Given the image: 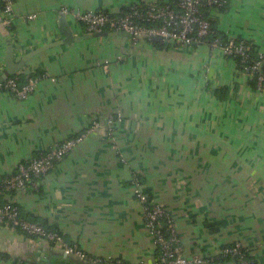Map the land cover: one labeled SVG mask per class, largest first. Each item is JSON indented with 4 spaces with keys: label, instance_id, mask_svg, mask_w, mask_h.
Instances as JSON below:
<instances>
[{
    "label": "crops",
    "instance_id": "0c3cea01",
    "mask_svg": "<svg viewBox=\"0 0 264 264\" xmlns=\"http://www.w3.org/2000/svg\"><path fill=\"white\" fill-rule=\"evenodd\" d=\"M173 1L14 0L12 25L0 22V79L9 46L19 62L64 37L62 6L116 14L132 3ZM208 13L218 33L264 55V0H229ZM64 18L74 36L92 33ZM21 69L39 78L26 98L0 91V178L94 120L100 127L0 200L103 264H155L131 187L136 174L169 213L185 256L237 264L218 250L238 242L264 264V90L232 58L204 43L100 36L41 51ZM61 251L0 223V264H66Z\"/></svg>",
    "mask_w": 264,
    "mask_h": 264
},
{
    "label": "built area",
    "instance_id": "2783aa9c",
    "mask_svg": "<svg viewBox=\"0 0 264 264\" xmlns=\"http://www.w3.org/2000/svg\"><path fill=\"white\" fill-rule=\"evenodd\" d=\"M228 1L175 0L163 4L154 2L132 3L116 14L105 10L84 11L62 6L59 9V14L70 17L88 32H103L106 28H110L114 31L120 30L130 33L132 40H137L139 35H145L147 38L159 36L162 41L183 46L204 43L212 48L220 49L229 58L238 55L245 63L249 59V45L244 43V40L225 38L222 41L213 36L214 30L207 17L210 9H223L227 6ZM13 5L14 0H0V22L4 26H11L13 23ZM34 16L29 15L28 19H32ZM263 64L264 55L259 54L257 60L245 66L244 71L249 74L257 73L255 86L264 90V74L261 73ZM32 75L23 69L18 70L13 76L9 75L0 83V91L11 94L17 99L26 98L35 90L39 78ZM23 76H27V80L21 84L20 80ZM98 127H100V123L94 120L78 134L55 144L37 156L18 163L15 172L0 178V195L24 188L33 178L48 173L59 160ZM106 134L109 138H114L112 129L109 128ZM130 182L135 198L142 205L145 226L152 234L158 250L155 264L215 263L216 259L212 254L185 256L177 229L167 210L150 198L136 174H132ZM0 223L27 235L44 239L53 246L60 248L65 254L85 259L92 264L104 262L102 258L89 256L77 247L68 244L57 231L49 230L36 222L25 219L21 215L19 207L11 201L0 200ZM218 251L221 256L230 257L237 264H255L248 248L242 246L241 243L236 242L222 246Z\"/></svg>",
    "mask_w": 264,
    "mask_h": 264
},
{
    "label": "water",
    "instance_id": "95a60500",
    "mask_svg": "<svg viewBox=\"0 0 264 264\" xmlns=\"http://www.w3.org/2000/svg\"><path fill=\"white\" fill-rule=\"evenodd\" d=\"M59 23H60V30L63 34V38L61 40L55 41V42H51L48 44H45L41 47L36 48L35 50L25 54L24 56H22L21 60L19 62H14L13 61V48L12 46H9L8 51H7V55L5 58V71L4 74L2 76V78L0 79V82L4 81L9 75L11 74H15L16 71L21 68L25 62H27L31 57L35 56L36 54L40 53L41 51H44L46 49H49L53 46H57V45H62V44H69L72 42H78L80 40H83L85 38H92V37H100V36H130L131 34L126 32V31H112V32H93L90 34H85V35H81V36H74L72 30L70 29V26L67 24L64 16L60 17L59 19ZM132 38V37H131ZM137 38H147L145 35H139L137 36ZM148 39H154V40H159L160 37L159 36H152L149 37ZM262 69L264 71V65L262 66ZM61 257H63L65 260H71L72 262H74L75 264H92L89 261L85 260V259H80L77 258L75 256L72 255H68L65 254L63 251L60 252ZM44 263L43 264H52L49 261V258H44L43 259Z\"/></svg>",
    "mask_w": 264,
    "mask_h": 264
},
{
    "label": "trees",
    "instance_id": "16d2710c",
    "mask_svg": "<svg viewBox=\"0 0 264 264\" xmlns=\"http://www.w3.org/2000/svg\"><path fill=\"white\" fill-rule=\"evenodd\" d=\"M207 17L208 19L210 20L211 24H212V27H213V30H214V33H213V36H216L218 37L220 40L224 41L225 40V37L223 35H221L220 33H218L216 31V28L215 26H213V23H212V20L210 19V16H209V13H207ZM12 29L10 28L9 31H11ZM105 30H111L110 28H106ZM212 37V36H211ZM236 40H244V43L248 44L250 49H249V59L247 62L243 63L242 62V58L238 55L234 56L232 59L234 60V62L236 63V67L238 68V70H241V71H244V68L246 65L248 64H251L252 62H254L255 60L258 59V53L255 51V48L250 44L249 41H247L246 39H243V38H238ZM162 43H167L165 41H162ZM260 72V71H259ZM258 72V73H259ZM261 73L264 74V71L263 69L261 70ZM14 74H11L10 76H13ZM35 76V74H33ZM32 75V76H33ZM256 75L257 73H250V76H251V81L255 84V80H256ZM27 80V76H23L20 80V83L23 84L25 81ZM2 201V200H1ZM166 221V220H165ZM165 221H163V223H165ZM25 234V233H24ZM27 235V234H26ZM28 236H31V235H28ZM34 237V236H32ZM36 238V237H35ZM251 256V255H250ZM225 258H230V257H225ZM252 258V257H251ZM232 259V258H231ZM64 261L66 262V264H73L71 260H65ZM100 264H103V263H100Z\"/></svg>",
    "mask_w": 264,
    "mask_h": 264
}]
</instances>
